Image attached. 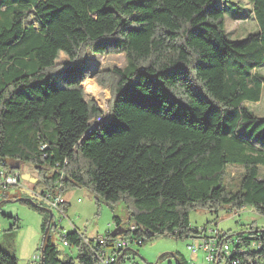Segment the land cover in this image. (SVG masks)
<instances>
[{"label": "trees", "instance_id": "trees-1", "mask_svg": "<svg viewBox=\"0 0 264 264\" xmlns=\"http://www.w3.org/2000/svg\"><path fill=\"white\" fill-rule=\"evenodd\" d=\"M224 1L0 0V170L31 165L33 188L51 197L83 187L97 201H123L127 218L112 219L124 233H107L109 247L128 234L137 245L196 239L206 227L190 225L192 209L264 216V116L245 107L264 86L255 72L264 65V0H250L258 31L240 40L226 36ZM88 52L122 53L126 65L89 69ZM87 78L109 88L107 115L86 98ZM228 166L242 168L235 188ZM36 209L45 213L36 264H98L75 226L58 232L76 254L59 258L47 212ZM262 228L218 234L230 250L210 263L264 264ZM0 264L18 262L0 249Z\"/></svg>", "mask_w": 264, "mask_h": 264}, {"label": "rangeland", "instance_id": "rangeland-1", "mask_svg": "<svg viewBox=\"0 0 264 264\" xmlns=\"http://www.w3.org/2000/svg\"><path fill=\"white\" fill-rule=\"evenodd\" d=\"M219 6L224 9L225 32L228 39L240 40L249 33L258 31L250 0H229L222 2ZM85 58L89 69L122 68L126 65V59L122 53L96 55L88 52ZM64 60L65 56L61 55L59 61L63 62ZM255 72L264 76V65L257 68ZM85 84L93 85L94 92L86 90ZM82 87L86 98L92 100L101 109L102 116L107 115L108 102L111 98L109 88L99 85L95 78L85 79ZM245 107L257 116H264V86L260 100L256 103L245 102ZM241 174L242 168L228 166L225 175L228 187L235 188ZM260 175L264 178V167L260 168ZM0 193H4L7 198V201L0 203V249L13 254L18 264H30L39 254L43 238L41 222L45 213L40 212L29 203L14 199L16 197L32 198L21 185L1 189ZM63 198L68 204L64 212L65 215L55 208L52 209L51 227L47 235V240L50 239L60 252L59 258L61 259L74 257L76 254L75 246L64 247L62 245V234L72 230V226L89 238L106 236L107 233L115 229V222L112 219L114 215L123 220L127 218L123 201L116 204H108L102 200L97 201L95 195L83 187L68 189ZM34 202L42 204V207L45 208H48L47 205H49L38 199H35ZM46 214V217H49V213ZM189 221L192 227L203 228L205 226L207 232L209 230L217 231L231 235V237L239 232H248L250 229L261 230L264 227V216L250 207H243L239 211L225 208L221 209L217 215L203 208L192 209L189 212ZM60 228H63L65 232L60 234L58 232ZM126 237L130 239L129 234ZM191 243L197 245L198 241L191 238L178 239L171 236H158L143 245L131 242L128 246L129 257L120 264H192V262L212 264L203 259L200 249L196 254L191 253L187 249V245ZM220 264H224V260Z\"/></svg>", "mask_w": 264, "mask_h": 264}, {"label": "built area", "instance_id": "built-area-1", "mask_svg": "<svg viewBox=\"0 0 264 264\" xmlns=\"http://www.w3.org/2000/svg\"><path fill=\"white\" fill-rule=\"evenodd\" d=\"M100 120V119H99ZM98 120V121H99ZM21 168L20 170H17V172L9 173L4 170H0V186L2 188H8L9 186H15V185H21L25 191H27L31 196L37 197L40 200L48 203L51 207L58 210V205L63 203V197L61 195L51 197L48 193H43V190L45 188L44 185L40 184L36 188H33V184L30 181L23 180L21 178ZM36 178L38 179V176ZM31 185H30V184ZM28 184V185H27ZM31 187H30V186ZM43 193V194H42ZM218 234L217 231L209 230L208 232L205 231V233L202 236H199L196 239H192L194 241H198V244L191 243L187 245V249L191 251V253H198V249L202 251L203 259L210 263L215 258V253H225L228 254L230 250V246L225 241H218ZM82 241L91 247L92 250H94L95 254L98 258V264H116L119 256L118 253L120 251V255L123 254L124 250L127 249V247L130 245V240L124 237H119L114 239L112 242V246L109 247V237L106 236H95L92 238L83 237ZM67 242H63V246H67ZM108 245V246H106ZM107 248L111 249L109 252ZM39 260V256L36 255L33 262L30 264H36V261ZM192 264H197L195 262H192ZM232 264H238L237 261H232Z\"/></svg>", "mask_w": 264, "mask_h": 264}, {"label": "water", "instance_id": "water-1", "mask_svg": "<svg viewBox=\"0 0 264 264\" xmlns=\"http://www.w3.org/2000/svg\"><path fill=\"white\" fill-rule=\"evenodd\" d=\"M20 168H21V165L20 164H17V165H15V166H13V167H11V169H13V170H20ZM37 175V174H36ZM22 179H24V178H22ZM37 181V178H36V176L35 177H33V179L30 181L31 183H35ZM16 201H23V202H26V203H29V204H31L33 207H36V208H41V209H43L44 211H46L47 213H49V221H51V219H52V211L50 210V209H48V208H45V207H42V206H40V205H38V204H36L35 202H34V200H32L31 198H29V197H27V198H18V199H16ZM46 232H47V229H46V231H45V233L44 234H46ZM122 233H124V230H122V229H119V228H115L112 232H111V236L112 237H115V236H117V235H120V234H122Z\"/></svg>", "mask_w": 264, "mask_h": 264}, {"label": "crops", "instance_id": "crops-1", "mask_svg": "<svg viewBox=\"0 0 264 264\" xmlns=\"http://www.w3.org/2000/svg\"><path fill=\"white\" fill-rule=\"evenodd\" d=\"M20 172H21V178H24L23 180H27V181H31L33 179V176L35 175V169L29 164H22ZM63 200H64V198H63ZM92 237H90V238H92Z\"/></svg>", "mask_w": 264, "mask_h": 264}, {"label": "bare ground", "instance_id": "bare-ground-1", "mask_svg": "<svg viewBox=\"0 0 264 264\" xmlns=\"http://www.w3.org/2000/svg\"><path fill=\"white\" fill-rule=\"evenodd\" d=\"M86 90H89L90 92H94L95 87L93 85L85 84Z\"/></svg>", "mask_w": 264, "mask_h": 264}]
</instances>
